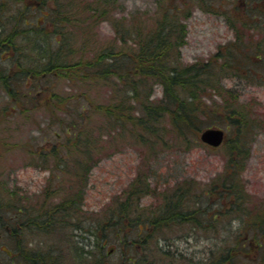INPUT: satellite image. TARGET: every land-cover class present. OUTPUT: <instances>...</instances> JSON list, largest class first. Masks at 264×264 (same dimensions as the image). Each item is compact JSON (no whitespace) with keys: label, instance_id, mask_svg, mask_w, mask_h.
<instances>
[{"label":"rangeland","instance_id":"obj_1","mask_svg":"<svg viewBox=\"0 0 264 264\" xmlns=\"http://www.w3.org/2000/svg\"><path fill=\"white\" fill-rule=\"evenodd\" d=\"M28 1L34 4V0ZM46 1L48 6H53V0ZM63 1L78 3L76 20L73 22L75 25L72 28L69 26L68 31L77 35V43L85 38L91 40L85 43L87 54L92 56L100 46L109 48L116 42L113 23L128 26L133 22H141L150 29L161 10L173 5L176 0H115L114 3L113 0ZM186 1L187 11L182 14V20L187 26V37L181 47L182 60L186 64L203 63L213 58L219 49L224 50V46L236 39L238 31L246 40H260L261 45H264V41H261L264 39V13L253 18L257 27L243 24L246 19L251 23L247 0H184L183 5ZM102 3H112L110 13L93 18V8L99 12ZM92 4L93 8L90 7ZM15 5L12 4L14 11L8 14L19 12L20 4ZM5 9L8 10L7 6ZM29 16L35 22L36 9L33 8ZM4 18L8 31L6 19L9 18ZM88 18L90 21L87 23L77 21ZM121 43L118 41L120 49ZM29 54L33 58L34 53ZM6 56L7 52L0 48V65H9V71H17V64L2 61L1 57ZM251 71L253 75L248 78L230 69L223 70L220 84L216 85L215 91L210 92L217 102L223 100L219 91L224 93L227 100L230 101L231 97V102L250 118L248 124L253 125L247 126L246 123L245 134L249 140L250 155L237 180L244 185L248 206L254 216L255 207L264 206V62L257 63ZM84 83L47 75L37 86L30 78L19 87V91L27 93V97L16 102V97L11 98L0 80V264H84V260L92 259L93 256H88L85 251L93 249L97 253V240L104 245L102 252L96 255L97 258L100 256V263L120 264L124 249L121 237L137 236L139 227H131L126 222L124 227L122 224L112 226L110 223L114 218L117 219V215L113 217L117 201L123 200L126 190L138 174L150 183L148 192L140 200L143 212L158 211L163 191L180 181H191L197 188L203 189L213 182L217 183L223 171L225 175L231 145L236 143L237 138L234 127H230V131L227 128L230 121H227L225 114L213 125L226 131V139L218 147L201 140L187 145L167 135L166 145L158 143L154 151H149L147 142L143 144L130 139V121L127 131L118 134L116 123L113 126L107 124L95 112L97 102L108 99L114 89L112 80L106 84L89 86ZM148 83L155 97L161 96L163 86L155 79ZM221 85L224 86V92L219 90ZM83 92L87 93L88 100H92L93 108L89 111L91 116H84L82 121L81 118L78 121L80 102L85 100L80 97L76 101L75 98ZM68 95L73 98L70 99ZM57 98L65 100V103L59 102L55 114L63 117L64 121H58L57 117L53 119L54 99L56 101ZM67 112H71L73 117ZM71 117L82 133H87L89 139L96 143V150L91 152L92 159L79 176L74 175V163L79 159L85 160L86 154L77 151L72 131H64V126L72 122L67 121ZM83 139L85 135L80 138L81 143ZM61 168L62 178H55L60 175ZM68 199L73 201L72 214L62 219L61 214L51 219L45 216L40 220L46 223L31 224L30 218L35 213L42 215L45 211H51L52 207H63V201ZM213 202H210L211 210L216 211L218 205ZM20 207L25 212L19 213ZM13 218L17 221L14 222ZM45 225L48 227L44 228ZM231 229L234 232L247 231L241 219H235ZM203 231H195L189 225H174L160 231L150 229L148 234L154 237L147 244L177 254L183 252L187 257L195 253L201 257L206 254V247L218 240L220 231L228 233L224 228L220 231ZM77 246L82 248L80 254ZM31 255H36L38 261L30 260Z\"/></svg>","mask_w":264,"mask_h":264},{"label":"trees","instance_id":"obj_2","mask_svg":"<svg viewBox=\"0 0 264 264\" xmlns=\"http://www.w3.org/2000/svg\"><path fill=\"white\" fill-rule=\"evenodd\" d=\"M29 2L0 0V48L7 52V56L1 59L7 60L11 65L17 64L18 67L17 71H9V65H0V80L11 98L16 97V102L27 97V93H21L19 87L30 78L37 86L47 75L62 76L71 82H85L88 86L106 84L112 80L114 89L108 99L97 102L95 112L107 124L113 126L116 123L118 134L127 131L130 121V139L143 144L147 142L149 151H154L158 143L166 145L167 135L175 137L176 142L187 145L189 142H199L198 132L204 127L213 126L217 119L224 118V114L227 121H230L227 128L230 131L233 126L237 135L238 143L231 145L225 175L223 171L217 183L213 182L199 189L191 181H180L163 191L162 202L156 212H143L140 200L148 192L150 183L141 174L137 175L126 190L123 200L117 201L113 214V217L117 215V219L114 218L110 223L112 226L122 224L124 227L126 222L131 227H139L137 236L121 237L124 249L120 264H264V206L255 207L256 213L253 216L244 185L237 180L250 155L249 140L245 134L250 118L231 102V97L229 101L219 91L223 100L217 102L211 93L220 84L223 70L230 69L245 74L248 78L253 75L251 68L264 62V45H261L260 40H246L238 31L236 39L224 46V50L219 49L213 58L203 63L186 64L182 60L181 47L187 37V26L182 20V14L187 11V1L183 5L184 0H176L173 5H167L161 10L150 29L141 22H133L128 26L113 23L116 42L109 48L106 45L100 46L91 56L86 52L88 48L85 43L91 40L85 38L77 43V35L68 31L69 26L72 28L75 25L73 22L76 20L77 2L53 0V6H48L46 0H34L33 5ZM114 2L115 0L112 3ZM112 3H102L99 12H96L93 4L90 5L91 8L94 7L91 13L93 18L108 15ZM12 4L21 5L18 7L19 12L8 14L14 11ZM246 4L251 23L246 19L243 24H254L257 27L253 18L264 13V0H247ZM6 6L10 11L5 9ZM33 8L37 13L35 22L29 16ZM4 16L9 18L6 19L8 31ZM77 21L87 23L90 20ZM118 41L122 42L121 49ZM29 52L34 53L33 58ZM152 79L163 86L159 97H155L154 90L148 83ZM221 89L224 92V86L221 85L219 90ZM81 94L78 93L75 98L76 101L80 97L85 100L80 102L78 121L79 118L82 121L84 116H91L89 111L93 108V102L88 100L87 93ZM236 99L237 97L234 98ZM59 102L65 103V100L54 99L53 119L57 117L58 121H64L63 117L55 115ZM67 113L73 117L71 112ZM72 117L67 120L72 122L64 126V131H72L77 151L86 154L85 160L75 159L74 175L79 176L92 159L91 152L96 150V143L89 139L87 133H82ZM247 126L253 125L249 123ZM83 135L85 139L81 143ZM59 171L60 175L55 178H62L63 169ZM212 200L213 204L218 205L216 211L211 210ZM72 202L68 199L63 201V207H52L51 211H45L42 215L35 213L33 217H29L31 224L46 223L40 220L45 216L50 219L58 214H61L60 219L67 217L72 214ZM13 219L14 222L17 221L16 218ZM235 219H241L246 232H234L231 229ZM174 225H189L195 231L202 230L203 233V230L220 231L224 228L228 233L220 231L218 240L214 245L207 246L206 254L201 257L196 253L187 257L183 252L177 254L171 250H163L158 245V248L154 247L156 250L149 247L147 243L154 237L148 234L150 229L160 231ZM103 247L102 242L97 240V253L93 249L85 251L88 256H93L92 259L84 260V264H102L100 256L97 258L96 255L102 252ZM76 248L80 254L82 248ZM35 257L37 256L31 255L30 260L38 261Z\"/></svg>","mask_w":264,"mask_h":264},{"label":"water","instance_id":"obj_3","mask_svg":"<svg viewBox=\"0 0 264 264\" xmlns=\"http://www.w3.org/2000/svg\"><path fill=\"white\" fill-rule=\"evenodd\" d=\"M201 139L213 146L220 145L225 137L224 129L220 127H207L201 132Z\"/></svg>","mask_w":264,"mask_h":264},{"label":"flooded vegetation","instance_id":"obj_4","mask_svg":"<svg viewBox=\"0 0 264 264\" xmlns=\"http://www.w3.org/2000/svg\"><path fill=\"white\" fill-rule=\"evenodd\" d=\"M24 208L20 207L19 208V213L25 212V210H23ZM18 220H20V218H18Z\"/></svg>","mask_w":264,"mask_h":264}]
</instances>
